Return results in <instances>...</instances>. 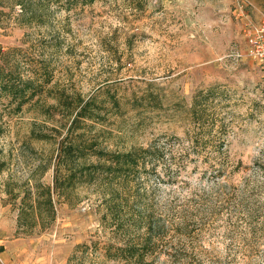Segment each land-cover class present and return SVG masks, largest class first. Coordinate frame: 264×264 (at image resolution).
<instances>
[{"label":"rangeland","instance_id":"374dc122","mask_svg":"<svg viewBox=\"0 0 264 264\" xmlns=\"http://www.w3.org/2000/svg\"><path fill=\"white\" fill-rule=\"evenodd\" d=\"M249 1L240 9L236 0H97L58 13L52 83L100 106L88 138L107 150L158 138L172 145L191 128L194 94L219 89L204 142L161 160L159 170H179L178 181L159 185L154 175L142 186L136 206L152 210L158 227L150 264H264V65L245 55L244 33L264 16V0ZM25 33L0 26V47L29 49ZM11 112L0 104V264H136L106 254L128 233L104 217L98 184L79 187L73 203L59 200L47 230H19L22 196L15 203L10 190L54 152L31 135L54 123L28 107ZM53 174L43 182L53 184Z\"/></svg>","mask_w":264,"mask_h":264},{"label":"trees","instance_id":"16d2710c","mask_svg":"<svg viewBox=\"0 0 264 264\" xmlns=\"http://www.w3.org/2000/svg\"><path fill=\"white\" fill-rule=\"evenodd\" d=\"M96 1L0 0V26L25 29L22 44H31L29 49L16 46L4 50L0 47V104L11 108L12 115L21 114L28 107L54 123L50 130L33 129L31 132L35 140L54 145V152L41 159L29 179L19 190L11 189L10 194L15 203L22 196L17 203L19 230L32 235L37 229L45 231L54 223L59 200L73 203L79 187L98 184L107 205L104 217L116 220L128 233L126 239L117 240L121 244H108L106 254L112 259L150 264L148 260L155 255L150 245L156 243L158 227L154 225L152 210L136 206L146 192L142 186L154 175L159 185L178 181L179 170H167L164 174L159 170L161 160L169 151H189L198 145L196 141L204 142L210 129L208 112L218 108L219 89L211 87L194 94L187 109L191 128L184 138L171 136L175 143L170 146L158 138L148 146L134 145L125 151H114L102 147L98 139L90 140L88 134L95 125L88 121H96L101 115L100 106L77 90L67 92L52 83L55 72L47 52L56 49L50 44L60 39V27L56 24L58 13L70 14ZM129 1L135 5L142 3V0ZM35 44L38 47L33 49ZM3 131V124H0V136ZM220 141L223 145L226 143ZM50 170L54 173L53 184H46L43 178Z\"/></svg>","mask_w":264,"mask_h":264},{"label":"built area","instance_id":"2783aa9c","mask_svg":"<svg viewBox=\"0 0 264 264\" xmlns=\"http://www.w3.org/2000/svg\"><path fill=\"white\" fill-rule=\"evenodd\" d=\"M236 1L240 9L251 4L249 0ZM244 33L247 40L245 55L264 65V16L257 23H247Z\"/></svg>","mask_w":264,"mask_h":264}]
</instances>
